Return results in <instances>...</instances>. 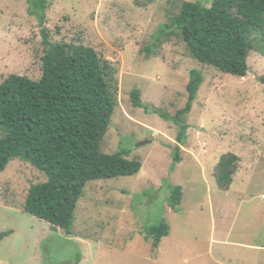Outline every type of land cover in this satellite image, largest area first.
<instances>
[{
  "label": "rangeland",
  "instance_id": "1",
  "mask_svg": "<svg viewBox=\"0 0 264 264\" xmlns=\"http://www.w3.org/2000/svg\"><path fill=\"white\" fill-rule=\"evenodd\" d=\"M210 0H46L49 40L91 47L109 64L115 103L101 151L140 162L131 177L89 182L68 232L23 211L27 190L45 175L18 159L0 173V264H264V54L249 53L245 77L193 59L177 31L161 33L184 2ZM26 0H0V83L41 77L44 46ZM256 47V43H253ZM191 70L203 82L183 144L173 116L187 100ZM148 108H135L132 90ZM165 116V117H161ZM180 146L179 163L172 166ZM237 156L231 185L220 189L217 163ZM181 203L168 207L170 188ZM164 221L156 249L145 231Z\"/></svg>",
  "mask_w": 264,
  "mask_h": 264
},
{
  "label": "trees",
  "instance_id": "2",
  "mask_svg": "<svg viewBox=\"0 0 264 264\" xmlns=\"http://www.w3.org/2000/svg\"><path fill=\"white\" fill-rule=\"evenodd\" d=\"M26 1L28 15L41 28V77L32 81L11 74L0 83V173L14 159L42 172L46 180L29 187L23 211L68 232L89 182L134 176L141 164L125 159L123 150L112 154L101 151L115 107L108 82L109 64L81 43L51 42L43 27L46 0ZM174 30L200 64L242 78L249 71V53L259 45L264 54V0H210L209 6L184 1L161 33ZM258 81L264 84V76ZM202 82L201 73L191 70L186 103L172 118L180 124L179 145L187 130L182 119L189 114ZM130 100L135 108L148 111L138 90L131 91ZM179 151L180 146H176L172 166L180 161ZM237 161L233 154L220 157L216 173L220 189L231 185ZM181 195V186L170 188L167 204L175 212ZM168 231V225L161 221L145 231V240L152 241L154 250ZM10 233H1L0 240Z\"/></svg>",
  "mask_w": 264,
  "mask_h": 264
}]
</instances>
